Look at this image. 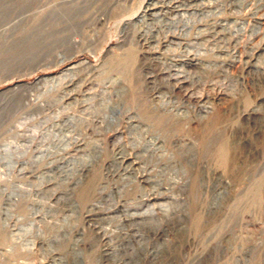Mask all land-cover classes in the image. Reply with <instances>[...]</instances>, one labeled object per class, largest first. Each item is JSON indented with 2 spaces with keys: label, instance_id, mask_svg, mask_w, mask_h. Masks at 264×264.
Listing matches in <instances>:
<instances>
[{
  "label": "rangeland",
  "instance_id": "1",
  "mask_svg": "<svg viewBox=\"0 0 264 264\" xmlns=\"http://www.w3.org/2000/svg\"><path fill=\"white\" fill-rule=\"evenodd\" d=\"M149 1L0 0V105L17 93L32 90L39 96L28 109L11 114L3 126L4 116L0 118V264H42L52 260L53 249L55 262L64 256L71 264L79 233L83 264L129 261L134 256L126 245L131 231L116 229L127 216L110 213L116 201L140 211L153 205L162 219L144 224L148 248L132 264H264V74L252 68L256 61L264 68V0H206L208 13L197 16L188 29L182 22L170 29L163 18L155 24L157 36L144 41L141 33L152 21L135 17L144 14ZM158 1L174 18L167 9L172 0ZM210 30L216 31L215 37L207 38ZM188 45L208 65L191 70L199 78L193 89L213 98L207 113L172 89L170 78L162 73L186 54ZM69 67L78 78L93 70L97 92L127 90L112 98L114 110L104 105L103 100H110L107 96L92 101L97 116L107 120L102 126L104 152L88 178L65 183L58 193L62 197L52 199L44 174L59 136L51 125L56 114L53 107L41 112L34 105L49 101L55 109L61 106L60 94L70 77L64 71ZM150 73L157 74L156 85L166 91L160 96ZM38 80L42 86L37 89ZM224 90L228 96L219 100ZM18 117H28L29 122L10 131ZM132 117L146 129L135 136V144L129 137ZM42 119L45 125H40ZM30 126L36 139L19 149L24 155L15 157L19 163L9 169L2 157L4 142ZM89 127L79 123L74 135L79 130L81 139L89 138ZM115 133H122L128 151L138 156L151 177L148 182L120 174L123 167L114 163L119 148ZM153 136L163 140L164 148L144 151ZM181 139L197 142L196 159L179 144ZM42 140L44 155L39 158L37 145ZM73 150L74 145L60 156ZM21 161H27L23 170ZM225 180L230 186L223 189ZM158 181L170 191L160 189ZM14 187L21 195L8 219V195ZM116 187L123 189L112 198ZM65 190L72 193L65 195ZM171 196L178 198L167 201V213L159 211V203ZM95 203L101 205L99 212L109 213L105 238L84 219ZM47 210L53 212L52 220L42 219ZM164 237L166 244L152 258L149 251ZM109 244L116 251L113 257Z\"/></svg>",
  "mask_w": 264,
  "mask_h": 264
},
{
  "label": "bare ground",
  "instance_id": "2",
  "mask_svg": "<svg viewBox=\"0 0 264 264\" xmlns=\"http://www.w3.org/2000/svg\"><path fill=\"white\" fill-rule=\"evenodd\" d=\"M206 0H172L168 1L170 5L167 6V9L173 13L175 16L171 18L168 16V12H164V7L161 6V2L158 0H152L145 4V10L143 15H137L136 20H142L149 18L152 21V24L143 29L141 33V38L144 41H147L149 38L153 39L157 36L158 31H155V24L158 25V22L163 18H166L169 22L170 29H176L180 22H182V28L188 29L190 24L194 21L197 16H204L208 13V8L205 5ZM167 2V3H168ZM218 9V8H217ZM167 22V23H168ZM195 23V22H194ZM229 30V29H228ZM205 34V33H204ZM207 38H213L216 35L215 30H210L207 33ZM151 36V37H150ZM200 39L197 38L196 41ZM218 41V40H217ZM181 42V41H180ZM188 42V41H187ZM192 42V41H191ZM194 43V42H193ZM187 48V47H186ZM194 50V49H193ZM186 51V50H185ZM198 51V50H197ZM207 64L202 62L198 57V54L192 53V46L188 45L187 52L184 56L179 59L174 66L166 67L162 73L167 75L170 78V82L173 84L172 89H178L182 91L187 98V100H193L195 103L200 106V113H207L212 109L213 98L210 95L202 96L197 91L193 89L196 82H198L197 75L191 73L193 69H200L206 66ZM208 66V65H207ZM253 70L257 73L264 74V68H262L259 64V61H256ZM64 72L70 73L69 80L66 82L64 87L62 88L60 94L61 106L57 109L54 108V103H40L35 104L34 107L39 109L41 112L49 111L53 107V112L55 111V118L52 122L53 129L58 132V135L52 144L51 147L53 151V160L50 161V168L47 169L44 176L46 179V184L49 187L48 191L50 192V198L57 197L60 199L63 194L62 189L65 187V183H74L77 184L82 180L88 178L90 173L92 172L94 165L99 161L103 152H104V139L106 137V133L103 131L102 126L107 122L106 118L100 119L97 116V109L93 105V100H95L99 96H107L109 98V102L103 100V103L107 108H111L112 110L116 109L112 104V98H119L121 95L126 92V88H122L121 90L116 91H108L107 89L97 92L98 81L93 75V70L88 72L84 77L78 78L75 74L74 67H69ZM150 82L155 85L156 88L159 89V96L166 91L159 88L156 85L157 74L150 73L149 76ZM44 80H48L45 78ZM49 83V82H48ZM34 86L38 89L41 88V80H38ZM34 91L30 90L26 93H17L15 96L11 97L7 100L3 105H0V118L3 119L1 121V126H3L6 122L10 121L9 116L15 113H19L24 109H28L29 105L38 99V95L35 96ZM228 96L226 90L219 93V100H223ZM103 97V99H104ZM226 99V98H225ZM59 101V100H58ZM59 101V102H60ZM101 106V105H100ZM31 110V109H29ZM180 108H178V111ZM253 111H258V109H254ZM31 113V112H30ZM23 114V113H22ZM16 115V114H15ZM14 115V116H15ZM6 117V118H5ZM130 133L129 137L133 144L136 143L137 135H141L142 133H146L145 126L139 122L135 121V118H130ZM28 121V117H18L10 124L9 130H13L14 128L20 127V125L25 124ZM49 121V120H48ZM29 122V121H28ZM47 120L40 121V125H45ZM86 122L88 126H90L89 138H80L81 133L78 130L77 135H74L77 131L79 123ZM34 126L28 127L27 131L24 133H17L16 135L20 137V141H17V136L10 140L7 139L4 142V149L6 154L3 155V159L7 160L6 166L10 168H14L19 162L15 157L19 158V156L24 155V151L20 152L19 149L23 150L24 147L32 146L35 138V129ZM107 130V129H106ZM146 135V134H145ZM46 136V135H45ZM112 137H115V140L119 143V148L114 158V163L118 165L119 168L123 167L121 175L126 176V178H130L132 180H139L148 182L151 177L146 173L145 168L139 162L138 156H133L128 151V143L124 142L122 133H115ZM138 137V136H137ZM54 138V137H53ZM43 143L44 141L38 143L37 149L39 150L38 157L40 158L44 155L43 151ZM179 144L181 146L186 147L189 151L192 152L193 158L196 159V153L198 151L197 142L192 139H181L179 140ZM74 145L73 152L67 153V155L60 156L61 152H66L67 148ZM129 145H131L129 143ZM22 147V148H21ZM209 147V144H208ZM133 148V147H132ZM164 148L163 140H160L159 136H153L148 139L145 144L144 151H151L152 153L157 152L158 150ZM51 150V149H50ZM15 151L16 154L13 152ZM19 151V152H18ZM48 151V150H47ZM18 152V153H17ZM50 152V153H51ZM52 156V155H51ZM59 156V158H57ZM1 158V157H0ZM21 170H23L27 161H21ZM119 171V170H118ZM114 172V171H113ZM177 173V172H176ZM114 174V173H112ZM123 176V177H124ZM125 178V179H126ZM131 180V181H132ZM157 185L160 189L164 191H170L169 188L164 186L161 181L157 182ZM224 188L230 186V182L228 180L224 181ZM121 187H116L111 192V197L115 198L120 196ZM66 194H71V191L65 190ZM21 194L18 192L17 188L14 189L8 195V203L6 207V215L8 219L13 216V211L11 210L12 206H14L15 201ZM180 196L179 194H177ZM176 197V196H175ZM174 196L168 197L166 202L159 203V211L167 213L168 210V200L177 199ZM153 204V203H152ZM100 203H95L90 206V208L86 211L84 215V219L87 223L92 224L97 227V231L101 232V238H105L108 232V226L110 223L104 221L105 218L109 215V213H101ZM157 210L153 205H147L142 211L138 209H131L129 207L121 206L118 201L112 207V211L110 213H121L126 215V218L120 219V226L116 227V229L120 230H130L131 232L127 233L129 235L127 244L129 249H131L134 253V256L131 257L129 261H124L123 264H132L138 257L142 259L144 257L145 252L147 251L148 245L147 242L149 238L145 234L143 230V226L146 223H154V221L160 223V218L157 215ZM168 215V214H167ZM43 220L53 219V212L48 211L45 212L42 216ZM119 221V220H118ZM119 223V222H118ZM119 225V224H118ZM160 225L157 226L159 228ZM135 227L134 229H129ZM114 231V230H113ZM165 235L167 236V229L164 230ZM82 233H79L78 239L73 244V250L75 252V256L72 259L71 264H83L82 255L83 249L81 248L82 243ZM165 237L161 243H154L152 249L149 251V255L152 258H156L163 245H165ZM109 243L113 241L112 238H108ZM139 246V247H138ZM110 257L115 256L116 251L112 248L111 244H109ZM138 247V248H137ZM139 250V251H138ZM109 251H106V253ZM142 253V254H141ZM52 256V260H45L42 264H67L64 256H59L55 262L54 259V249L50 251ZM119 262V259L117 260ZM121 262V261H120ZM118 264V263H117ZM137 264H141L137 263Z\"/></svg>",
  "mask_w": 264,
  "mask_h": 264
}]
</instances>
